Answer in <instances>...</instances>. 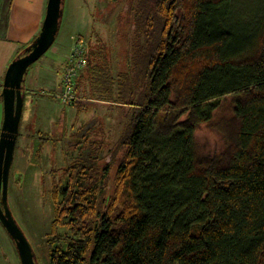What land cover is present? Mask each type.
<instances>
[{
    "label": "trees",
    "instance_id": "trees-1",
    "mask_svg": "<svg viewBox=\"0 0 264 264\" xmlns=\"http://www.w3.org/2000/svg\"><path fill=\"white\" fill-rule=\"evenodd\" d=\"M139 2L128 69L85 52L92 98L130 123L101 167L54 187L49 264H264V19L243 37L236 0Z\"/></svg>",
    "mask_w": 264,
    "mask_h": 264
},
{
    "label": "rangeland",
    "instance_id": "rangeland-1",
    "mask_svg": "<svg viewBox=\"0 0 264 264\" xmlns=\"http://www.w3.org/2000/svg\"><path fill=\"white\" fill-rule=\"evenodd\" d=\"M139 0H66L63 20L52 47L28 70L26 102L11 167L9 204L27 234L40 264H49L55 208L52 191L68 185L65 169L74 164L101 167L115 150L130 123V108L92 98L86 64L79 71L76 100L64 104V68L76 45L103 52L116 71L128 69L130 37L137 34ZM0 8V16L4 15ZM264 19V0H236L233 22L240 35L249 37ZM0 40V137L4 121L1 98L9 64L22 51ZM85 56V53H84ZM97 60V58H96ZM102 62V59H98ZM4 68V69H3ZM199 144L220 148L223 139L207 125L197 132ZM66 226L59 231L65 232ZM0 264H22L17 247L0 221Z\"/></svg>",
    "mask_w": 264,
    "mask_h": 264
},
{
    "label": "water",
    "instance_id": "water-1",
    "mask_svg": "<svg viewBox=\"0 0 264 264\" xmlns=\"http://www.w3.org/2000/svg\"><path fill=\"white\" fill-rule=\"evenodd\" d=\"M66 0H48L37 37L9 64L1 98L4 121L0 137V221L14 241L22 264H40L34 247L9 204V181L26 102L25 78L29 68L54 44L61 28Z\"/></svg>",
    "mask_w": 264,
    "mask_h": 264
},
{
    "label": "crops",
    "instance_id": "crops-1",
    "mask_svg": "<svg viewBox=\"0 0 264 264\" xmlns=\"http://www.w3.org/2000/svg\"><path fill=\"white\" fill-rule=\"evenodd\" d=\"M47 1L0 0V8L5 7L4 15L0 16V40L4 45L15 46L20 51L37 37L45 18ZM2 73L0 70V76Z\"/></svg>",
    "mask_w": 264,
    "mask_h": 264
},
{
    "label": "built area",
    "instance_id": "built-area-1",
    "mask_svg": "<svg viewBox=\"0 0 264 264\" xmlns=\"http://www.w3.org/2000/svg\"><path fill=\"white\" fill-rule=\"evenodd\" d=\"M84 42H80L74 48L72 53V59L69 60L67 66L64 68L63 76V94L61 96L62 102L64 104H72L76 100L75 86L76 79L79 75V71L86 64V59L84 56L85 50Z\"/></svg>",
    "mask_w": 264,
    "mask_h": 264
}]
</instances>
